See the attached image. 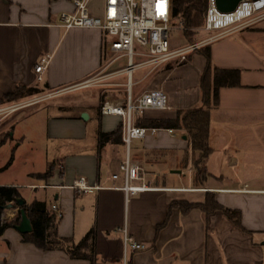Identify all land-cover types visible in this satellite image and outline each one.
<instances>
[{"label":"crops","instance_id":"0c3cea01","mask_svg":"<svg viewBox=\"0 0 264 264\" xmlns=\"http://www.w3.org/2000/svg\"><path fill=\"white\" fill-rule=\"evenodd\" d=\"M99 1L101 9L92 8L90 1L93 16L103 15L104 0ZM73 9V0H0V101L22 85L47 86L45 96H49L90 82L101 72L110 75L120 70H113L116 64L106 66L112 39L101 30L61 26L60 15ZM210 51L214 66L240 71V85L221 88L219 106L211 110L212 152L203 185L196 181L198 155L193 154L184 131L157 129L145 139H135L129 148L122 140L100 146V133L116 131L122 118L102 116L98 109L93 148L63 152L61 146L49 147L51 140L70 146L87 141L91 115L88 122L76 116L48 118V133L42 141L23 135L39 148L35 163L14 175V180L0 181V187L18 189L26 205L43 202L52 212L57 205L62 238L78 243L95 229V264H264V20L219 39ZM48 55L50 63L39 81L35 68ZM205 69V58L194 53L185 63L171 62L151 73L149 69L136 81L132 78L134 97L162 91L170 107L148 111L136 124L138 120L175 119L180 110L202 107ZM120 96H108L105 101L113 103ZM128 158L142 166L145 184L151 189L127 198L120 166ZM13 163L7 171L11 172ZM51 164L52 176L38 178ZM81 177L98 188L92 193L72 189ZM208 192L224 208L241 213L245 231L222 212L206 215L195 209L183 214L172 207L181 201L202 203ZM18 215V209L5 211L2 224L14 222ZM126 238L146 249L131 251ZM0 264L91 262L71 259L63 251L45 252L25 243L22 234L9 227L0 235Z\"/></svg>","mask_w":264,"mask_h":264},{"label":"built area","instance_id":"2783aa9c","mask_svg":"<svg viewBox=\"0 0 264 264\" xmlns=\"http://www.w3.org/2000/svg\"><path fill=\"white\" fill-rule=\"evenodd\" d=\"M90 1L73 0V11L62 13L60 24L66 30L73 28L98 29L106 37L111 38L107 49V68L119 60L126 59V66L123 69L107 75L106 78L127 76V95L118 97L113 103L105 101L100 108V113L102 116L122 118L123 142L127 148L135 139H145L149 133L157 132L155 128L137 126L138 118H142L148 111L170 109L167 96L162 91H147L138 97L133 96L132 78L136 71L149 68L151 73L171 62L185 63L190 55L212 45L226 35L247 29L264 20V0L243 2L232 14H221L216 9L215 0H208L204 30L221 32L213 37L189 43L175 51L170 45V32L175 28L184 29V25L182 23L177 25L173 20L172 0H104V11L101 17L93 16L90 13ZM50 58L49 55L44 57L35 68V74L39 81L42 80V75L47 70ZM138 59L140 61L137 63ZM89 86L86 84L84 88ZM111 86L117 87L119 84L113 83ZM51 96L53 95L45 96V99L51 98ZM45 99L44 97H34L23 103L0 106V117L9 116ZM173 132L170 130V133ZM120 171L124 176L123 190L127 198L151 189L145 184V174L139 163H132L128 158L120 166ZM113 178L117 179L118 175H114ZM136 183H141V185ZM71 188L82 193H92L98 187L91 186L85 177H81L73 182ZM52 209L58 217H61L57 205H54ZM126 243L131 251L146 249L145 245L138 244L129 238H126Z\"/></svg>","mask_w":264,"mask_h":264},{"label":"trees","instance_id":"16d2710c","mask_svg":"<svg viewBox=\"0 0 264 264\" xmlns=\"http://www.w3.org/2000/svg\"><path fill=\"white\" fill-rule=\"evenodd\" d=\"M208 10V0H172V17L175 24L182 23L184 32L189 43H195L205 39L196 36V29L205 26ZM199 38V40H198ZM206 60V69L201 79L202 107L190 110H180L175 119H161L152 121L138 120L137 125L146 128L165 129L173 131H184L189 139L193 154L198 155L195 161L196 181L203 185L208 179L206 162L212 150L209 146L211 110L219 106V93L224 87H237L240 85V71L222 69L214 66L211 60L210 46L197 52ZM47 86L43 89L38 87L19 86L15 93L4 97L0 101V106L14 105L41 97L46 94ZM10 134L9 131L0 133V148L6 143ZM99 145L118 144L123 141V127L120 125L114 132L100 133ZM12 164V160L6 169ZM54 164L49 165L46 173L38 175L40 179H48L52 176ZM18 199L22 196L18 189L13 187H0V205L5 207L13 204L18 206ZM172 207H177L183 214H188L192 210L199 209L206 215L215 212H222L238 228L245 231L241 224V213L221 206L213 193H206L202 203H189L187 201L175 202ZM23 209L30 219L33 231L22 234L25 243H31L37 248L45 251H63L71 259L87 260L91 264L96 261V231L90 230L78 243L72 239L62 238L58 235L60 217L47 208L46 203L34 201L30 205H25ZM4 210H1V214ZM21 221L20 213L14 222H4L0 227V235L9 227L17 226Z\"/></svg>","mask_w":264,"mask_h":264},{"label":"rangeland","instance_id":"374dc122","mask_svg":"<svg viewBox=\"0 0 264 264\" xmlns=\"http://www.w3.org/2000/svg\"><path fill=\"white\" fill-rule=\"evenodd\" d=\"M92 8L102 7L99 0H93L91 3ZM179 25V24H178ZM196 36L208 38L219 34L221 31L217 32H207L203 27L195 30ZM219 32V33H218ZM170 45L173 50L177 51L189 44L185 36L183 29L175 28L170 32ZM199 40V38H198ZM140 60H137V63ZM126 65V59L119 60L114 66L113 70H119ZM149 71V68H143L136 71L133 74V80L136 81L138 78ZM107 72H101L90 82L77 85L75 87L65 89L63 92L58 91L51 98H47L38 104H34L25 107L18 112L10 114L11 116L0 117V133L3 131H9V138L7 146L0 148V181L14 180V175L23 173L32 166V161H36V156L40 153L39 148H34L29 144L26 136H35L36 138L44 139L45 135L48 133L47 130V119L55 118H69V117H80L83 121L88 122V120L83 119V115H87L88 118L92 117L87 131V141L79 142L78 146L68 145L63 142L60 143L55 140L49 141V147L51 150L54 146H61L59 151H74V150H90L93 148V138L98 129V122L96 120L97 110L100 109L102 104L105 102L106 97L112 96L114 98L117 94L126 96L127 95V76H117L111 80L107 79ZM152 78H150L147 83H150ZM117 83L119 86L113 87L111 84ZM86 84H89L90 88L77 90L78 88H84ZM137 86L134 90H137ZM70 90L74 92L70 93ZM68 92V93H67ZM65 93V94H64ZM47 94V93H46ZM41 97H44L45 94ZM46 122V123H45ZM1 140V139H0ZM21 143H24L22 146ZM57 143V144H56ZM58 143H60L58 145ZM35 159V160H34ZM12 160L15 163L11 172L6 169L8 163ZM35 163V162H34ZM33 163V164H34ZM5 212V211H4Z\"/></svg>","mask_w":264,"mask_h":264},{"label":"water","instance_id":"95a60500","mask_svg":"<svg viewBox=\"0 0 264 264\" xmlns=\"http://www.w3.org/2000/svg\"><path fill=\"white\" fill-rule=\"evenodd\" d=\"M248 1L256 2L259 0H215V6L217 11L221 14H232L236 12L241 3ZM83 119L88 120L89 118L87 115H83ZM17 204L18 206L10 204L5 207L0 205V227L2 225L1 210L10 211L18 209L21 216V221L17 226H15V229L20 234L31 233L33 231V226L30 219L27 217L25 210L23 209V207L26 205V202L23 199H18Z\"/></svg>","mask_w":264,"mask_h":264}]
</instances>
